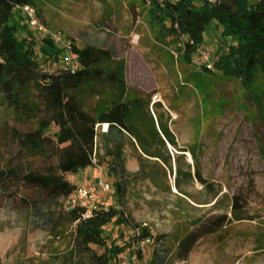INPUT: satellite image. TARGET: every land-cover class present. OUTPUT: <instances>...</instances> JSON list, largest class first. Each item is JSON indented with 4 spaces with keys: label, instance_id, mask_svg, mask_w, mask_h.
<instances>
[{
    "label": "rangeland",
    "instance_id": "1",
    "mask_svg": "<svg viewBox=\"0 0 264 264\" xmlns=\"http://www.w3.org/2000/svg\"><path fill=\"white\" fill-rule=\"evenodd\" d=\"M35 1L50 29L78 47L108 49L113 64L121 65L133 133L132 143L125 147L126 211L153 235L166 236V264H264V76L259 73L245 89L238 79L202 68L209 69L218 48L224 50L228 42L217 24L205 31L204 43L191 59L186 58L173 36L155 25L152 0ZM11 22L18 36L38 40L19 8ZM202 55L207 59L201 61ZM38 60L50 70L66 66L60 59ZM73 94L93 113L109 101L111 88L105 77H99ZM29 96L36 99L33 91ZM9 117L10 111L0 104L3 162L7 148L13 146L5 124ZM47 162L39 160L36 165ZM65 177L76 187L98 180L111 185L112 180L104 165ZM13 190L0 181V264H77L71 226L56 218L67 207L66 199L55 202L48 189L23 180L10 196ZM98 195L95 205L117 206L111 188ZM234 196L239 201L235 210ZM49 213L55 218H48ZM221 217L227 219L225 227L208 234V223ZM104 236L107 247L132 244L113 254L110 264L149 262L154 243L140 249L141 259L131 261L133 248L138 247L131 229L107 224Z\"/></svg>",
    "mask_w": 264,
    "mask_h": 264
},
{
    "label": "trees",
    "instance_id": "2",
    "mask_svg": "<svg viewBox=\"0 0 264 264\" xmlns=\"http://www.w3.org/2000/svg\"><path fill=\"white\" fill-rule=\"evenodd\" d=\"M152 3L155 25L173 36L176 46L189 60L204 43L205 31L212 24L220 26L219 34L228 42L224 50L218 48L211 67L203 66L204 70L238 79L245 89L255 83L259 73L264 76V0H202L200 4L194 0H152ZM24 5L34 7L46 24L35 0H0V104L10 111L5 124L13 141V146L6 150L5 162L0 157V181L14 187L10 196L23 180L48 189V196L57 202L76 188L66 179L67 174L104 165L112 177L110 188L117 206L96 204L87 212L85 207L75 205L56 213L57 219L71 226L77 264H110L113 254L131 247L132 244L107 247L104 236L107 224L131 229L133 243L152 237L154 248L146 264H166V236L153 235L126 211L129 173L125 147L132 143L133 133L132 112L123 99L126 83L121 65L113 64L108 49L90 44L78 47L73 42L76 69L43 67L38 56L43 63L57 62L61 50L46 37L35 40L32 35L16 34L11 18L14 10ZM99 77L109 82L111 97L90 113L80 105L73 91ZM29 91L35 93V100L30 98ZM102 125H106L103 131ZM161 132L168 135L164 129ZM39 160L48 162L37 166ZM198 180L204 184L199 176ZM238 202L234 196V210ZM53 214L49 213L48 218H55ZM226 220L221 217L208 223L205 231L218 233ZM92 246L103 252L93 250ZM133 250L141 259L140 249L135 246Z\"/></svg>",
    "mask_w": 264,
    "mask_h": 264
},
{
    "label": "built area",
    "instance_id": "3",
    "mask_svg": "<svg viewBox=\"0 0 264 264\" xmlns=\"http://www.w3.org/2000/svg\"><path fill=\"white\" fill-rule=\"evenodd\" d=\"M19 9L22 12V15L26 20L28 26L31 27L36 33H38L39 38L46 37L51 40V42H53L61 50L59 59L64 64H66L67 67L76 69L78 67V61L76 60V57L72 52L73 41L69 37L64 36L61 32L54 31L50 29L46 24L42 23L34 7H32L31 5H24ZM206 59L207 55H202L201 61ZM195 63H200V61H195ZM109 190L110 184L102 180H98L96 183H93L92 185H89L87 187H76L66 198L67 207L79 205L85 207L87 209V212H89L90 209L95 206V202L99 197L98 191H100L101 193H107L109 192ZM153 243L154 240L152 237H144L137 242L139 249H143V246L152 245ZM130 258L133 263H135L138 259L135 253H133Z\"/></svg>",
    "mask_w": 264,
    "mask_h": 264
},
{
    "label": "bare ground",
    "instance_id": "4",
    "mask_svg": "<svg viewBox=\"0 0 264 264\" xmlns=\"http://www.w3.org/2000/svg\"><path fill=\"white\" fill-rule=\"evenodd\" d=\"M105 127H106V125H105Z\"/></svg>",
    "mask_w": 264,
    "mask_h": 264
}]
</instances>
